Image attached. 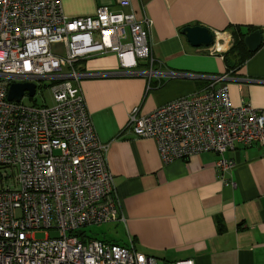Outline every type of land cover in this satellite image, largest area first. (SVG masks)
Returning <instances> with one entry per match:
<instances>
[{"label":"built area","instance_id":"1","mask_svg":"<svg viewBox=\"0 0 264 264\" xmlns=\"http://www.w3.org/2000/svg\"><path fill=\"white\" fill-rule=\"evenodd\" d=\"M117 3L120 12L102 7L69 17L61 0H0V264H159L134 247L82 231L119 220V204L79 64L112 53L121 76L157 72L152 22L125 11L129 0ZM210 79L205 89L149 113L135 107L129 125L136 136L157 141L166 163L216 152L223 176L236 165L225 154L237 143L264 150V108L233 104L228 84L219 83L225 77ZM24 82L35 84L34 95L26 90L21 100H10L11 84ZM40 89L52 90L53 106L23 102ZM44 228L58 235L37 239Z\"/></svg>","mask_w":264,"mask_h":264},{"label":"crops","instance_id":"2","mask_svg":"<svg viewBox=\"0 0 264 264\" xmlns=\"http://www.w3.org/2000/svg\"><path fill=\"white\" fill-rule=\"evenodd\" d=\"M138 19L151 23L153 77L121 76L116 54L79 64L81 87L116 185L119 220L107 241L152 255L159 264L192 259L194 264H264V150L237 143L226 157L236 165L219 175V154L203 152L165 162L157 141L136 136L129 118L149 113L225 77L233 104L264 108V40L236 68L225 54L233 31H264V0H129ZM69 17L98 8L123 9L117 0H61ZM201 26L216 34L211 47H192L181 34ZM264 37V34H263ZM236 60H232V65ZM150 67H145L148 70ZM176 75V76H172ZM105 240V241H106Z\"/></svg>","mask_w":264,"mask_h":264},{"label":"water","instance_id":"3","mask_svg":"<svg viewBox=\"0 0 264 264\" xmlns=\"http://www.w3.org/2000/svg\"><path fill=\"white\" fill-rule=\"evenodd\" d=\"M181 34L185 36L192 47H211L215 43L216 34L201 26L186 27L181 30ZM263 33L261 31H255L249 34L245 38V44L250 53H256L263 45ZM28 90L30 95L35 93V84L24 82V83H13L10 86L8 98L10 100H21L25 91Z\"/></svg>","mask_w":264,"mask_h":264},{"label":"rangeland","instance_id":"4","mask_svg":"<svg viewBox=\"0 0 264 264\" xmlns=\"http://www.w3.org/2000/svg\"><path fill=\"white\" fill-rule=\"evenodd\" d=\"M23 102L27 105L46 104L49 106H53L55 104L53 92L50 89H40L37 92L34 99H31L28 96H26ZM112 228L113 227L110 223H103V224L86 226L85 228L82 229V231H84L89 237L106 240V239H110L111 237L110 233L111 231H113ZM47 235L53 237L58 235V232L55 229H45V228L36 230L35 232V237L37 239H44L45 237H47Z\"/></svg>","mask_w":264,"mask_h":264},{"label":"trees","instance_id":"5","mask_svg":"<svg viewBox=\"0 0 264 264\" xmlns=\"http://www.w3.org/2000/svg\"><path fill=\"white\" fill-rule=\"evenodd\" d=\"M261 31L264 34L263 30H257L255 28H248L245 30L239 29L233 31L234 44L227 54H225V62L229 68H236L242 65L247 59H249L253 53H250L245 44V38L255 32ZM236 60V64L232 65V60ZM81 233V232H80ZM85 233V232H83ZM88 236V235H87ZM93 238V237H92ZM104 240V239H103ZM107 241V240H106ZM109 242V241H107Z\"/></svg>","mask_w":264,"mask_h":264}]
</instances>
